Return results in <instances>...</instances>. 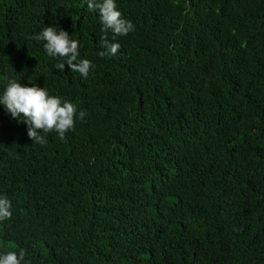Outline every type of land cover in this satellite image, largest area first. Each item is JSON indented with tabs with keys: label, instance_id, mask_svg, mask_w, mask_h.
<instances>
[{
	"label": "trees",
	"instance_id": "trees-1",
	"mask_svg": "<svg viewBox=\"0 0 264 264\" xmlns=\"http://www.w3.org/2000/svg\"><path fill=\"white\" fill-rule=\"evenodd\" d=\"M116 4L135 30L101 56L87 0H0V95L16 79L87 113L41 145L0 105V254L264 264V0ZM48 25L79 42L87 78L30 38Z\"/></svg>",
	"mask_w": 264,
	"mask_h": 264
},
{
	"label": "clouds",
	"instance_id": "clouds-1",
	"mask_svg": "<svg viewBox=\"0 0 264 264\" xmlns=\"http://www.w3.org/2000/svg\"><path fill=\"white\" fill-rule=\"evenodd\" d=\"M89 11L97 12L102 25L103 35L100 37L101 51L99 55L115 56L120 48L114 42L119 36H126L135 30V25L124 18L118 9L116 0H87ZM112 39L109 40L108 33ZM31 39L44 41V50L50 57L61 58L56 65L64 71L65 62L70 71L78 72L87 78L89 71L94 67L88 59L80 58V44L73 39L67 31L56 25L45 26L39 33L33 34ZM0 105H3L12 118L27 125V135L38 144L46 142L40 133H58L60 139L65 138V133L75 127L77 117L83 120L86 112H78L77 105L59 95H52L48 89L37 84H25L16 79H8L3 94L0 95ZM11 201L5 195H0V221L10 219ZM25 251L9 250L0 254V264H21L25 258Z\"/></svg>",
	"mask_w": 264,
	"mask_h": 264
}]
</instances>
